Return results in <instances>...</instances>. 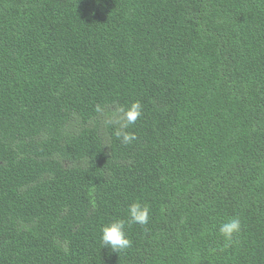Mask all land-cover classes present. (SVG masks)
Returning a JSON list of instances; mask_svg holds the SVG:
<instances>
[{"label": "trees", "instance_id": "obj_1", "mask_svg": "<svg viewBox=\"0 0 264 264\" xmlns=\"http://www.w3.org/2000/svg\"><path fill=\"white\" fill-rule=\"evenodd\" d=\"M0 264H264V0H0Z\"/></svg>", "mask_w": 264, "mask_h": 264}, {"label": "clouds", "instance_id": "obj_2", "mask_svg": "<svg viewBox=\"0 0 264 264\" xmlns=\"http://www.w3.org/2000/svg\"><path fill=\"white\" fill-rule=\"evenodd\" d=\"M99 3V0H98ZM99 111V109H97ZM142 115V106L137 101L124 113L123 123L116 130L117 138H122V142L130 143L135 136L125 131L130 125H134L138 117ZM119 123V121H117ZM128 220H114L101 229V243L104 247L111 249L115 253L122 252L131 246L132 241L126 235V227L138 224L142 227L147 226L150 222V208L146 204L135 202L129 205ZM241 221L238 217H233L222 223L219 227V235L227 244L237 242L238 234L241 231Z\"/></svg>", "mask_w": 264, "mask_h": 264}]
</instances>
